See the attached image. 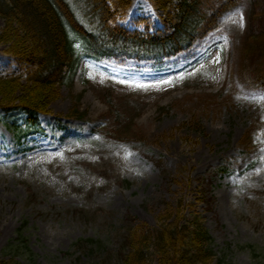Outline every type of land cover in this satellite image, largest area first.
I'll list each match as a JSON object with an SVG mask.
<instances>
[{
	"label": "rangeland",
	"instance_id": "obj_1",
	"mask_svg": "<svg viewBox=\"0 0 264 264\" xmlns=\"http://www.w3.org/2000/svg\"><path fill=\"white\" fill-rule=\"evenodd\" d=\"M247 4L160 63L83 59L29 136L25 116L0 112V258L27 221L33 264H117L131 219L156 227L164 202L182 199L217 259L264 264V87L241 76ZM140 17L162 26L155 0H131L119 23ZM5 47L0 73L17 67ZM105 91L131 118L120 140L102 133Z\"/></svg>",
	"mask_w": 264,
	"mask_h": 264
},
{
	"label": "trees",
	"instance_id": "obj_2",
	"mask_svg": "<svg viewBox=\"0 0 264 264\" xmlns=\"http://www.w3.org/2000/svg\"><path fill=\"white\" fill-rule=\"evenodd\" d=\"M245 2L248 34L240 71L245 85L258 89L264 87V0H155L162 26L140 17L133 29L119 23L131 0H0V45L17 65L0 73V112L25 116L20 133L29 136L38 130L39 115L49 113L58 87L74 76L83 59L160 63L190 49L216 29L226 13ZM114 99L109 91L101 96L107 105L102 133L120 140L122 127H130L131 118ZM69 116L81 119L84 114L76 111ZM254 128L257 122L249 133ZM182 202L165 201L156 227L131 219L117 264H151L152 256L157 264H226L217 259L214 239L199 216L187 217ZM26 223L5 246L0 264L34 263ZM86 242L95 248L100 245L92 239Z\"/></svg>",
	"mask_w": 264,
	"mask_h": 264
},
{
	"label": "bare ground",
	"instance_id": "obj_3",
	"mask_svg": "<svg viewBox=\"0 0 264 264\" xmlns=\"http://www.w3.org/2000/svg\"><path fill=\"white\" fill-rule=\"evenodd\" d=\"M86 100L89 101V99H86ZM51 108H53L54 111L57 110L56 107L53 104L51 105Z\"/></svg>",
	"mask_w": 264,
	"mask_h": 264
}]
</instances>
